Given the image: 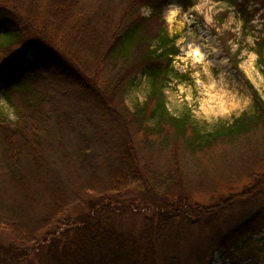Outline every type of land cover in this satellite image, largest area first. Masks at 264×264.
<instances>
[{
  "label": "trees",
  "instance_id": "obj_1",
  "mask_svg": "<svg viewBox=\"0 0 264 264\" xmlns=\"http://www.w3.org/2000/svg\"><path fill=\"white\" fill-rule=\"evenodd\" d=\"M89 1L85 0L84 5ZM169 1L91 0L97 2L93 12L83 14H74L80 0L44 1L45 17L48 9L73 15L74 25L79 23L73 33H61L63 49H59L43 26L29 25L26 14L22 15L16 6L20 3L0 0V37L9 40L0 44V52L5 49L11 54L0 60V94L16 115L12 121L0 112V188L27 185V174L34 172V164L41 173L46 171L44 166L53 161L44 156L40 145L51 136L61 137V153L70 162L69 172L61 176V188H56L61 196L54 201L63 206L56 209L55 215V210L44 212L47 219L39 225L33 227L31 221L20 226V222L15 223V212L0 208V239L7 240L8 233L15 241L6 244L14 251V255L11 252L7 258L4 256L9 264L30 255L27 245L38 246L34 254H40V264H182L179 247L188 227L208 230L212 243L217 241L229 264H244L238 258L244 252L258 258L261 255L264 263V247L254 248L255 242L250 241L264 227V173H257L251 164L264 161V156L257 160L252 155L255 146L264 148V99L247 82L251 109L230 121L218 119L208 128L200 126L189 111L178 115L169 112L164 89L178 76L171 64L177 48L174 38L168 36L163 13ZM175 1L182 7L193 5L192 0ZM250 2L264 6V0H234L244 32L254 15L247 10ZM143 7L149 9L147 15L141 12ZM40 9L38 4L32 7L37 12ZM54 31L59 32L57 28ZM12 46L22 51L12 53ZM241 48L242 40L237 55ZM249 49L255 53L264 76V37L256 39ZM26 50L32 51V57L23 56ZM43 70L52 72V76L61 72V78L37 83L33 76ZM139 75L146 78L148 93L144 102L130 112L124 97ZM61 80L75 81L74 85L81 88L83 106L71 92L57 97L59 88L55 85ZM75 113L89 116L90 122L83 116L79 123ZM258 131L260 135L256 137ZM139 132L151 149H168L176 168L154 171L142 163L141 149L134 139ZM72 134L76 135L74 142L67 138ZM238 142L241 146L245 143L243 152L222 156L233 160L229 164L238 161V172H245L251 183L239 194L231 195L235 197L231 202L228 196L208 207L191 206L188 199L192 187L183 166L194 161L203 169V161L216 148L231 151ZM3 191L0 189V193ZM245 194L248 198L239 202ZM227 200L231 206L223 205ZM235 200L243 205L240 207L251 205L249 210L253 211L243 218L246 220L240 229L234 227L226 230L232 233L222 234L225 225L209 217L231 211ZM71 208L87 211L72 223L67 222L68 216L65 228L57 234L59 218H64ZM20 227L23 228L15 236L13 232ZM233 231L241 233V240L228 245ZM13 242L26 247L21 250L17 245V249ZM210 262L211 258L206 264Z\"/></svg>",
  "mask_w": 264,
  "mask_h": 264
},
{
  "label": "rangeland",
  "instance_id": "obj_2",
  "mask_svg": "<svg viewBox=\"0 0 264 264\" xmlns=\"http://www.w3.org/2000/svg\"><path fill=\"white\" fill-rule=\"evenodd\" d=\"M14 1L20 3L16 6L19 7L22 15L25 16L26 14L25 17L30 21L29 25L37 27L43 26V29L47 31V35L49 34L54 37L56 40L54 44L59 49L62 48L61 38H64V35L61 36V33L68 34V31L69 33H73L75 30L74 26L79 27V23L74 25L73 15L65 16L61 12H50L47 9L46 17L44 16L45 11L42 2L45 1L49 3L53 0ZM84 1L85 0H80V6L75 9L74 14L79 11L82 14L93 12L97 2L94 3L90 0L84 5ZM192 1V6L182 7L175 0H170L163 10L168 36L174 38V45L177 48V53L173 56L171 64L178 75L177 78H172L164 89L165 102L170 113L178 115L184 111H189L191 117L199 122L200 126L208 128L210 124L218 119L230 121L233 117H237L240 113L251 109L252 98L247 82L250 83L264 99V76L256 63L255 53L249 49L250 46L254 45L256 39L264 37V6H259L258 3L252 2L248 4L247 10L253 12L254 15L251 18L250 24L245 29L246 32H244L241 18L234 8V0ZM36 4L42 9H40L39 12L32 10V7ZM141 12L147 15L149 9L143 7L141 8ZM55 28H57L59 32H55ZM240 40H242V48L237 55L236 52L239 48ZM8 41V39L0 37L1 45ZM11 49L12 53L20 50L22 51L21 47L17 48V46H12ZM196 49H198V55H195L193 52ZM1 51L3 52H0V60L2 58L11 57L9 50L4 49ZM23 56L32 57V51L26 50ZM215 56L219 59H225L228 67L227 71H224L223 68L219 66ZM235 62L236 64H234ZM53 77L61 78V72L52 76V72L43 70L38 73L37 76L35 74L33 76V78H36L37 83ZM74 82L75 81L63 82L62 80L58 82V85H55L59 88L57 97L61 98L67 96L66 93L71 92L70 94L73 93L72 96L75 101L81 104V88L76 87ZM147 93L146 78L139 75L135 83L128 88L124 97L125 104L130 112H134L135 109L144 102ZM81 105L83 106V104ZM82 106L80 107L84 110ZM0 112H3L10 120L15 121L16 115L14 110L4 100L1 94ZM75 116L79 123L84 117L87 121L90 119L89 116L83 115V117L77 113H75ZM98 122L102 123V120ZM149 125L151 126L152 124L149 123ZM92 131L93 133L95 132L94 127ZM259 135L260 132L258 131L255 136L258 137ZM75 137V134L67 136L72 142L75 141ZM134 139L141 149L139 152L141 154L140 160L142 163L153 170H162L163 168L167 170V167H169L170 171L172 170L174 160L168 149L164 147H155L151 149L149 145L146 144L145 137L141 132L135 134ZM253 139L254 137L250 141L252 142ZM243 145H245V143ZM243 145L241 146L240 142H238L231 151H227L225 148L222 149L221 147L216 148L212 154L203 161L204 170L200 163L196 164L194 161L186 162L183 167H185V176L189 179L190 187H192L189 189L190 199H188V202L192 204L191 206L198 205L208 207L211 204L214 205L218 200H222L234 194H239L251 183V179L245 176V172H238L241 167V164L237 163L238 161L234 160V164H229L233 160H226L222 156V153L229 156L240 154L245 150V146ZM62 148L61 137L51 136L49 139L44 140L40 145V149L46 158L48 157L53 161L52 164L44 166L46 171L41 173L38 166L34 164L32 170L34 172L27 174V182H29L27 185L24 183L20 185L10 184L0 188L4 190L3 193L1 192L2 194L0 193V208L8 207L9 211L15 212L16 215L14 217L16 224L18 221L20 222L19 225L22 226L21 224L34 221L32 223L34 227L47 219V215H44V212L49 213L55 210L53 214L55 215L58 209L61 210V206H63L61 202L57 201L55 203L54 201L55 198L61 196V191L56 188L58 186L61 188V176L69 172L67 169L70 168L67 166L70 165V162L67 161L61 153ZM263 149L264 148L257 149L255 146V150L258 152L253 151L252 155L256 156L258 160L261 156H264ZM113 162H115L114 159ZM251 164L254 170L256 168L257 173H264V161H254ZM248 168L249 166L244 168V170L247 171ZM84 179L85 178H83V180ZM201 180H203L204 183H202ZM230 198H232V196L229 197V199ZM234 198L235 197L230 199V202L234 200ZM247 198L248 196L245 194L239 202H244ZM261 201L259 203H261ZM233 202L234 208L231 209L233 212L219 211L214 214L216 215L214 218L209 217V220H217L221 223V226L225 225L222 234L232 233L226 230H230L234 227L235 230L238 226L240 229L241 224L246 220L243 218H248L253 211V208L251 211L249 210L251 205L249 207H240L243 205L237 204L236 200ZM223 205L231 206L232 204L230 205L229 200H227ZM205 209L203 210V215H206V212H204ZM82 211L87 210L86 208H71L68 213H65L64 218L60 217L56 225L57 228H60L57 230V234L65 228L63 223L68 216L69 220H67V222L72 223L75 217L81 214ZM239 214H241V216ZM225 218L226 224H224ZM22 228L23 227H20L19 230L15 233L13 232V234L18 236ZM134 229H137V226ZM2 233L5 235L6 232ZM8 235V233L5 235L7 240L3 241L0 239V247L2 248L0 251V264H9V262L5 261V257L7 258L11 252V255H14L13 249L6 245L7 241L10 243L14 241L11 237L9 238ZM182 237H185V240L182 241V245L179 247L180 263L206 264L211 258L210 264H229L227 258L221 254L219 250L220 245H218L217 241L214 244L212 243L208 230L188 227V229L182 233ZM240 240L241 233L233 231V234L228 237V245ZM250 241L255 242L254 248H256V246L264 247V227L261 231L252 235ZM14 244L17 249L20 247L22 250L26 247L23 243ZM27 246L30 255L26 259L21 258L22 260L15 264H40L38 258L40 254H34V252H38V246L34 245L35 248H33V245ZM17 252L18 251H16L15 256H18L19 252ZM246 253L247 252H244L242 255L238 254V258L242 263L257 262L258 264H264L261 255L258 258L255 254L245 255Z\"/></svg>",
  "mask_w": 264,
  "mask_h": 264
},
{
  "label": "bare ground",
  "instance_id": "obj_3",
  "mask_svg": "<svg viewBox=\"0 0 264 264\" xmlns=\"http://www.w3.org/2000/svg\"><path fill=\"white\" fill-rule=\"evenodd\" d=\"M193 52H194L195 55L196 54L197 55L199 54L198 49L194 50ZM215 58H217L216 61L219 64V66L222 67L224 71H227L228 70V67H227V64H226L225 59H222V58L219 59L217 56H215Z\"/></svg>",
  "mask_w": 264,
  "mask_h": 264
}]
</instances>
